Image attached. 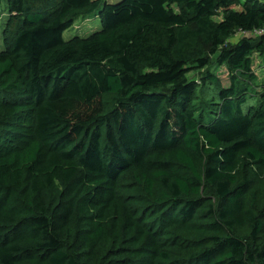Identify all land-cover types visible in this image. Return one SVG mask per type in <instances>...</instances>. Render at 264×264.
Segmentation results:
<instances>
[{
	"label": "trees",
	"instance_id": "16d2710c",
	"mask_svg": "<svg viewBox=\"0 0 264 264\" xmlns=\"http://www.w3.org/2000/svg\"><path fill=\"white\" fill-rule=\"evenodd\" d=\"M6 9L0 264H264V0Z\"/></svg>",
	"mask_w": 264,
	"mask_h": 264
},
{
	"label": "rangeland",
	"instance_id": "374dc122",
	"mask_svg": "<svg viewBox=\"0 0 264 264\" xmlns=\"http://www.w3.org/2000/svg\"><path fill=\"white\" fill-rule=\"evenodd\" d=\"M109 2L115 3L119 0H107ZM7 20V9H6V0L0 1V49H4V41H3V35L2 31L5 26ZM100 19L98 17L94 18H87V19H79L76 21V24L71 29H68L64 33V38L69 39L73 37L74 35H87L89 33H92L93 31L100 28ZM242 34H238L237 36L233 37L230 40V43H234L239 37H241ZM254 69L256 73L259 76L260 82H264V59L261 56H255L254 58Z\"/></svg>",
	"mask_w": 264,
	"mask_h": 264
}]
</instances>
